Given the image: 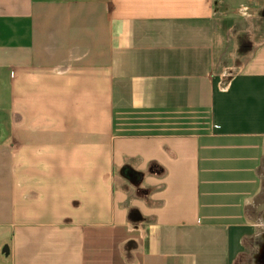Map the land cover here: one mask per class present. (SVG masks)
<instances>
[{
	"label": "crops",
	"instance_id": "crops-1",
	"mask_svg": "<svg viewBox=\"0 0 264 264\" xmlns=\"http://www.w3.org/2000/svg\"><path fill=\"white\" fill-rule=\"evenodd\" d=\"M242 1L0 0V264L236 263L264 221Z\"/></svg>",
	"mask_w": 264,
	"mask_h": 264
},
{
	"label": "rangeland",
	"instance_id": "rangeland-1",
	"mask_svg": "<svg viewBox=\"0 0 264 264\" xmlns=\"http://www.w3.org/2000/svg\"><path fill=\"white\" fill-rule=\"evenodd\" d=\"M240 5L241 7L230 12L231 16H235L236 21L240 24V21H243L241 24L242 28L248 31L241 34L238 37V41L240 45L247 44L248 48L250 46L254 47L257 42L259 43L264 38V0H243ZM219 10L229 14L230 9L228 10L227 3L224 2ZM239 23H237V29L241 27ZM255 220L258 222L256 233L259 236L245 243L244 252L235 264H261L260 253L264 251V221Z\"/></svg>",
	"mask_w": 264,
	"mask_h": 264
},
{
	"label": "trees",
	"instance_id": "trees-1",
	"mask_svg": "<svg viewBox=\"0 0 264 264\" xmlns=\"http://www.w3.org/2000/svg\"><path fill=\"white\" fill-rule=\"evenodd\" d=\"M247 44H245V45H241V53L242 54H248L249 52H252L253 51V47L252 46H250V48H248L247 46H246Z\"/></svg>",
	"mask_w": 264,
	"mask_h": 264
},
{
	"label": "flooded vegetation",
	"instance_id": "flooded-vegetation-1",
	"mask_svg": "<svg viewBox=\"0 0 264 264\" xmlns=\"http://www.w3.org/2000/svg\"><path fill=\"white\" fill-rule=\"evenodd\" d=\"M261 258H263V257H261ZM261 258H260V259H261Z\"/></svg>",
	"mask_w": 264,
	"mask_h": 264
}]
</instances>
